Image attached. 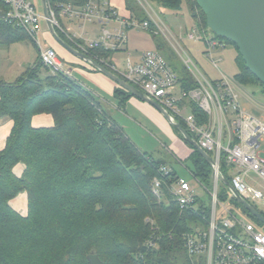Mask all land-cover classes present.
Returning <instances> with one entry per match:
<instances>
[{
  "label": "trees",
  "instance_id": "1",
  "mask_svg": "<svg viewBox=\"0 0 264 264\" xmlns=\"http://www.w3.org/2000/svg\"><path fill=\"white\" fill-rule=\"evenodd\" d=\"M147 1L175 12L181 11L186 1L198 28L208 29L206 15L196 0ZM48 2L58 11L59 4L81 8L86 0ZM125 3L130 18L148 20L142 7H132L130 0ZM149 33L160 53L166 43L160 34ZM24 39L30 40L24 30L0 24L1 44ZM233 45L240 69L235 81L243 86L261 85L264 93V85L247 70ZM113 52L93 49L87 55L104 66L100 59L108 60ZM42 69L46 68L38 60L15 82H0V118L13 122L0 151V264H90L88 255L92 253L104 264H205L203 258L187 254L184 242L185 235L196 228L207 230L211 209L205 204L194 211H181L170 192L179 176L167 168L165 159L141 151L76 80L53 76L47 69L43 76ZM175 72L182 90L197 87L185 66ZM119 92L125 95L124 100L132 97L123 88ZM192 111L201 123L206 122L197 106L193 105ZM41 114L52 116L51 127L32 125L33 117ZM189 145L193 176L211 187L210 164ZM19 164L25 167L21 176L14 172ZM162 167L168 172H161ZM221 171L229 180L224 162ZM155 178L161 180V199L153 191ZM21 193L27 196L26 214L11 205ZM226 197L218 193L220 201ZM231 201L245 216L259 222L234 197ZM149 240L155 241L156 248H146Z\"/></svg>",
  "mask_w": 264,
  "mask_h": 264
},
{
  "label": "built area",
  "instance_id": "2",
  "mask_svg": "<svg viewBox=\"0 0 264 264\" xmlns=\"http://www.w3.org/2000/svg\"><path fill=\"white\" fill-rule=\"evenodd\" d=\"M138 1L148 16V20L144 22L123 17L109 0H86L81 8L70 3L59 4L58 11L49 5L51 22L55 29L63 33L84 54L93 49L118 51L125 46L129 30L162 33L170 40L171 33L162 27V21L153 6L147 0ZM59 18H78L85 23L105 25L116 23L117 26L113 29L103 28L97 39H86L84 26H79L80 35H73L61 25ZM45 20L43 12H38L29 0H0V24L8 23L24 30L37 47L40 62L51 75L75 80L72 70L55 49L46 43L43 45L39 39L42 22ZM184 39L202 42L205 46V57L212 60L214 67L218 69L221 58L215 60L213 57L225 49V41L209 38L196 27L185 33L180 32L175 41L179 43ZM179 56L197 83V87L190 91L181 89L177 73L156 50L144 52L139 63H133L128 58L125 70L119 69L110 59H100V62L159 103L175 121L185 125L187 132L207 153L212 154L215 161L212 167V188L209 189L200 182L212 202L208 228L203 231L199 227L194 233L185 235L184 248L187 254L190 257L203 258L205 264H264V233L252 221L240 218L218 199L219 184L223 176L221 166L224 162L229 168V181L238 195L254 208L261 206L264 211V185L258 186L255 178L251 176L255 175L264 183V158L260 152L261 143L264 141V121L242 108L240 94L231 80L222 74L221 79L211 81L199 71L192 58L188 55L183 57L180 53ZM193 105L206 116V122L199 121L192 111ZM161 172L165 174L168 169L162 167ZM160 189L161 180L155 178L153 191L159 199L162 195ZM170 192L181 211H194L206 204L184 178H177L171 185ZM218 207L228 215L227 218L217 217ZM156 246L153 240L146 243L147 249Z\"/></svg>",
  "mask_w": 264,
  "mask_h": 264
},
{
  "label": "rangeland",
  "instance_id": "3",
  "mask_svg": "<svg viewBox=\"0 0 264 264\" xmlns=\"http://www.w3.org/2000/svg\"><path fill=\"white\" fill-rule=\"evenodd\" d=\"M29 1L34 5L38 12H43L42 0ZM130 1L133 2L131 3L132 7L138 6L141 9L138 0ZM153 8L158 14L159 19L162 21V27L167 28L169 31H172L176 35L180 34V32L185 33L187 30H190L193 27H199L197 23H195L191 18L186 1L183 2L182 10L179 12L160 9L156 6H153ZM59 21L61 25L68 31V33L73 35L81 33V29L79 28V26H84L85 30H89L91 27L89 23H85L78 18H59ZM46 31V22H42V29L39 34V39L41 40L43 45H45L46 43L44 37ZM204 31L209 38H216L215 34L209 28L205 29ZM145 32L148 33V31ZM160 35V38H162L166 43V46L160 51V54L167 60V62L174 71H177L179 68L184 66V63L181 57L179 56L180 53L183 57H185V55H188L190 58H192L194 64L197 66L199 71L211 81L221 79L223 74L225 77H227L233 82L236 90L240 94V104L242 108H244L248 113L252 114L254 117L264 121V93L262 86L258 84H250L243 86L237 83L234 79V77L240 72V69L236 63L237 50L233 44L228 42L225 49L219 51L217 55L213 57V59L215 60L221 58V62L218 63L217 69L214 67L212 60L205 57V54L203 53L205 46L202 42H193L184 39L180 40L179 43H175L171 40V42L168 41L164 34L160 33ZM56 44L58 43L56 42ZM4 46L6 45L1 44L0 42V82H15L18 78L23 76V74L28 68L33 67L38 63L39 53L37 47L33 42L24 39L23 43L13 45L11 46V49H7V47ZM116 59V62L119 65V69L125 70V65L127 61L125 56H118L116 57ZM47 73L48 71H46V69H42L43 76L47 75ZM144 126V129L146 130L139 129L138 131L136 130L134 134L140 139H145L146 141L153 144L155 143L156 149L150 153L153 154L155 158L165 159L167 165L171 168H174L177 173L181 176V178L186 179L191 184V186L195 190L196 195L200 199H202V201H204L212 211V202L209 193L201 186L200 182L195 177H193L190 172L194 168L192 161L190 159L181 158L176 154V156L174 154L173 156L171 152L165 151L167 150V148L172 150L169 139L166 138L162 134V132L156 131L148 124L144 123ZM132 140L135 139L132 138ZM260 152L261 156L264 158V141L261 143ZM251 176L255 178L258 183V186L264 185V183L259 180L255 175L252 174ZM207 188L211 189L212 186L210 187L207 185ZM227 190L228 189L223 184V182H220L219 192L221 194H227V197L223 201V204H225L228 209L233 211L240 218L246 221H252L256 225V227L262 233H264V224L251 220L250 218L245 216L242 210L240 208H237L232 203V195ZM162 198L164 199V196H162ZM20 200L22 201V204L25 201L26 207L27 201L25 199V195H20ZM257 210H259L260 212H264L261 206H258ZM217 217L219 219H222L227 218L228 215L226 213L224 214L221 207H218Z\"/></svg>",
  "mask_w": 264,
  "mask_h": 264
},
{
  "label": "crops",
  "instance_id": "4",
  "mask_svg": "<svg viewBox=\"0 0 264 264\" xmlns=\"http://www.w3.org/2000/svg\"><path fill=\"white\" fill-rule=\"evenodd\" d=\"M109 1L123 17H130V12L127 10L125 0ZM89 24L91 25L90 29H84V38L86 39H97L101 36L103 28L113 29L117 26L116 23L109 25L99 23ZM170 33L172 36L170 40L176 43L175 40L179 34L176 35L172 31H170ZM44 37L46 44L55 49L58 56L66 63L67 67L72 70L73 78L95 96L103 112L114 123L122 127L124 132L131 140L132 138L135 139L132 141L141 151L150 153L156 149L155 143L153 144L146 141L145 139H140L134 134L136 130H143L145 127L144 123H146L156 131L162 132V134L169 139L172 150L167 148L165 151H169L172 155L176 154L177 156L184 159H190L193 149H191L189 143L186 142L183 136L181 137L182 134L179 132V130L170 124L154 106L133 95L132 97L124 100L126 98L124 94L121 92L116 93L121 88L117 83L105 76L100 71L93 68L87 62L65 51V49L59 44H56L53 36L49 32L48 27ZM19 43H23V41L15 42L4 47L11 49V46ZM156 49L157 45L154 42L153 36L149 32L147 33L143 30H129L127 32V42L125 46L118 51L113 52L109 59L110 62L119 68L118 63L116 62V57L125 56L126 59L129 58L133 63H139L144 52ZM53 123L52 116L48 114L37 115L32 119V125L34 127H51ZM12 127V121L8 120L7 118H0V151L5 147L6 140L11 132ZM24 168V165L19 164L14 170L15 174L17 176H21ZM167 168L176 171L174 168H171L168 165ZM178 176L181 177L179 174ZM20 195H25V199L27 201L26 193H21ZM20 195L11 201V205L20 213L26 214L27 206L25 207V201L22 204Z\"/></svg>",
  "mask_w": 264,
  "mask_h": 264
},
{
  "label": "water",
  "instance_id": "5",
  "mask_svg": "<svg viewBox=\"0 0 264 264\" xmlns=\"http://www.w3.org/2000/svg\"><path fill=\"white\" fill-rule=\"evenodd\" d=\"M207 18L208 28L217 36L227 39L235 44L246 63V68L264 85V0H196ZM43 14L46 25L54 40L67 52L87 62L96 70L117 83L121 88L133 96L148 102L154 106L175 128L179 130L183 138L201 154V156L214 167L215 161L191 136L187 130L154 99L147 96L141 90L123 80L117 74L111 72L93 60L87 54L82 53L64 41L55 30L50 16L48 0H42ZM221 181L228 188L232 196L244 206L259 222L264 224V215L254 208L249 202L238 195L230 181L223 175ZM90 264H104L100 258L92 253L88 255Z\"/></svg>",
  "mask_w": 264,
  "mask_h": 264
}]
</instances>
